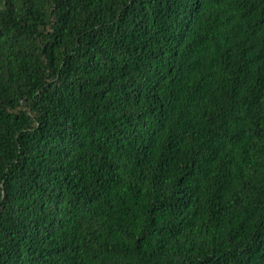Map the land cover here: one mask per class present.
<instances>
[{
	"label": "trees",
	"instance_id": "obj_1",
	"mask_svg": "<svg viewBox=\"0 0 264 264\" xmlns=\"http://www.w3.org/2000/svg\"><path fill=\"white\" fill-rule=\"evenodd\" d=\"M0 264H264V0H0Z\"/></svg>",
	"mask_w": 264,
	"mask_h": 264
}]
</instances>
